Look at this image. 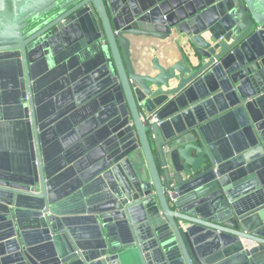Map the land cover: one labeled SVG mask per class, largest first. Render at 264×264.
Returning <instances> with one entry per match:
<instances>
[{
    "label": "water",
    "instance_id": "1",
    "mask_svg": "<svg viewBox=\"0 0 264 264\" xmlns=\"http://www.w3.org/2000/svg\"><path fill=\"white\" fill-rule=\"evenodd\" d=\"M0 264H264V0H0Z\"/></svg>",
    "mask_w": 264,
    "mask_h": 264
},
{
    "label": "crops",
    "instance_id": "2",
    "mask_svg": "<svg viewBox=\"0 0 264 264\" xmlns=\"http://www.w3.org/2000/svg\"><path fill=\"white\" fill-rule=\"evenodd\" d=\"M182 40V35H173L166 40L144 36L135 38L132 43V58L138 61L144 57L147 62H151L154 57L162 59L171 57L180 60L183 57Z\"/></svg>",
    "mask_w": 264,
    "mask_h": 264
},
{
    "label": "built area",
    "instance_id": "3",
    "mask_svg": "<svg viewBox=\"0 0 264 264\" xmlns=\"http://www.w3.org/2000/svg\"><path fill=\"white\" fill-rule=\"evenodd\" d=\"M150 122L156 120V115L155 114H149V115H142V120L143 121H146L148 120ZM173 186V185H172ZM171 187H169L167 189V195H168V198H169V201L172 203L175 199L178 198V194L174 191V189Z\"/></svg>",
    "mask_w": 264,
    "mask_h": 264
},
{
    "label": "flooded vegetation",
    "instance_id": "4",
    "mask_svg": "<svg viewBox=\"0 0 264 264\" xmlns=\"http://www.w3.org/2000/svg\"><path fill=\"white\" fill-rule=\"evenodd\" d=\"M64 7H66V6H56V7H54L51 11H50V14H48L49 16H52V15H55V14H57V13H61V12H63V11H67L69 8L67 7V8H64ZM72 7V6H71ZM70 7V8H71ZM44 15H47V13H44L42 16H44ZM41 16V17H42ZM31 27V26H30ZM29 27V28H30ZM36 27V26H35Z\"/></svg>",
    "mask_w": 264,
    "mask_h": 264
}]
</instances>
